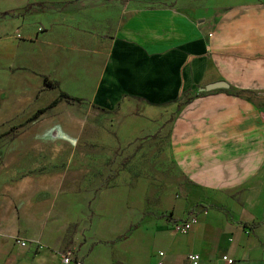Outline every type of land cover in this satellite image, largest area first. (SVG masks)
<instances>
[{"label": "crops", "instance_id": "0c3cea01", "mask_svg": "<svg viewBox=\"0 0 264 264\" xmlns=\"http://www.w3.org/2000/svg\"><path fill=\"white\" fill-rule=\"evenodd\" d=\"M19 1L0 9V264H189V253L198 264H264V0L148 4L112 29L105 0ZM44 76L59 82L56 93ZM219 81L228 87L202 90ZM110 87L169 107L168 148L191 186L185 198L156 207L140 187L109 186L99 194L114 198L92 207L103 188L85 202L64 196L62 182L14 176L28 148L8 138L12 126L60 90L105 104ZM127 197L139 220L117 239L102 224L125 218ZM79 201L87 209L77 222ZM189 218L185 233L172 226Z\"/></svg>", "mask_w": 264, "mask_h": 264}, {"label": "rangeland", "instance_id": "374dc122", "mask_svg": "<svg viewBox=\"0 0 264 264\" xmlns=\"http://www.w3.org/2000/svg\"><path fill=\"white\" fill-rule=\"evenodd\" d=\"M4 1L0 0V9L7 6ZM191 1L194 0H105V3L110 8L112 29L142 6L165 3L188 10L197 3ZM23 5V1L17 0V7ZM113 91L112 87L106 91L105 104L84 98L81 102L57 105L38 120L12 128V136L8 138L22 136L21 145L28 148L23 154L27 168L14 176L47 177L56 185L62 182L64 196L79 197L85 202L103 188L91 203L92 207L98 198L100 203L114 198L99 194L109 186L140 187L144 202L156 207L173 197L185 198L191 186L179 174L168 148L169 107L146 106L125 95L114 96ZM50 92L53 94L56 90ZM123 197L121 193L119 198ZM86 204L78 202L77 222L81 212L87 209ZM138 208L136 197H127L125 218L109 230L105 221L102 232H111L116 235L114 238L122 235L127 221L139 220ZM103 213V217H114L111 210Z\"/></svg>", "mask_w": 264, "mask_h": 264}, {"label": "trees", "instance_id": "16d2710c", "mask_svg": "<svg viewBox=\"0 0 264 264\" xmlns=\"http://www.w3.org/2000/svg\"><path fill=\"white\" fill-rule=\"evenodd\" d=\"M44 83L47 87H50L51 89H54V88H58L59 87V82L58 81H55V80H51L48 76H44ZM61 100H66V102L68 103H73V102H81L82 101V98L80 97H77V96H72L68 93H66V91H62L60 90L59 91V94L58 96L51 102L49 103L48 105L38 109L34 114H32L27 120H25L23 123L19 124V125H15V126H12V128H20L26 124H28L29 122L31 121H36L38 120L41 115H43L45 112L47 111H51L56 105L59 104V102H61ZM208 205L204 204L202 206V208H205L207 207ZM137 226V223H134L130 229L134 228ZM130 231L129 232H126L124 233L123 235L119 236L117 239H121L123 237H127L129 235Z\"/></svg>", "mask_w": 264, "mask_h": 264}, {"label": "built area", "instance_id": "2783aa9c", "mask_svg": "<svg viewBox=\"0 0 264 264\" xmlns=\"http://www.w3.org/2000/svg\"><path fill=\"white\" fill-rule=\"evenodd\" d=\"M195 218H189L186 220H181V221H174L172 226L175 228V230L179 233H185L187 232L192 224L195 222ZM15 242L20 244L21 246H26L28 241L20 238H16ZM73 259L72 253L68 252V254H65L63 256V262L64 263H69ZM186 259L189 264H198L199 263V255L197 253H189L186 255ZM224 260H226V257H223ZM77 262V260H76ZM77 264H84L83 262H77ZM155 264H162V262H157Z\"/></svg>", "mask_w": 264, "mask_h": 264}, {"label": "water", "instance_id": "95a60500", "mask_svg": "<svg viewBox=\"0 0 264 264\" xmlns=\"http://www.w3.org/2000/svg\"><path fill=\"white\" fill-rule=\"evenodd\" d=\"M222 87H228L227 83L224 81H219V82H215L212 84L209 83L204 88H202V90H214V89L222 88Z\"/></svg>", "mask_w": 264, "mask_h": 264}]
</instances>
